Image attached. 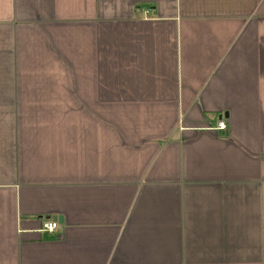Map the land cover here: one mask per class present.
Returning a JSON list of instances; mask_svg holds the SVG:
<instances>
[{
	"label": "crops",
	"instance_id": "obj_1",
	"mask_svg": "<svg viewBox=\"0 0 264 264\" xmlns=\"http://www.w3.org/2000/svg\"><path fill=\"white\" fill-rule=\"evenodd\" d=\"M0 264H264V0H0Z\"/></svg>",
	"mask_w": 264,
	"mask_h": 264
},
{
	"label": "built area",
	"instance_id": "obj_2",
	"mask_svg": "<svg viewBox=\"0 0 264 264\" xmlns=\"http://www.w3.org/2000/svg\"><path fill=\"white\" fill-rule=\"evenodd\" d=\"M217 129L225 131L227 130V124L224 120H219L217 124ZM59 224L56 220H46L43 224V230L47 233H53L57 230Z\"/></svg>",
	"mask_w": 264,
	"mask_h": 264
},
{
	"label": "water",
	"instance_id": "obj_3",
	"mask_svg": "<svg viewBox=\"0 0 264 264\" xmlns=\"http://www.w3.org/2000/svg\"><path fill=\"white\" fill-rule=\"evenodd\" d=\"M56 219H57V218H56ZM58 220H59V221H62V218H61V217H58Z\"/></svg>",
	"mask_w": 264,
	"mask_h": 264
}]
</instances>
